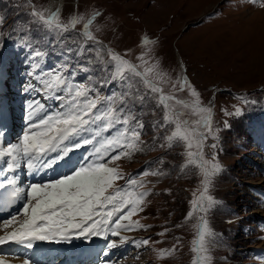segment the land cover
Instances as JSON below:
<instances>
[{
  "label": "rangeland",
  "instance_id": "1",
  "mask_svg": "<svg viewBox=\"0 0 264 264\" xmlns=\"http://www.w3.org/2000/svg\"><path fill=\"white\" fill-rule=\"evenodd\" d=\"M60 2L61 6L59 0H31V5L28 0H0V95L8 113L0 142L4 146L16 143L19 135L28 130L26 114L20 121L16 118L22 111L27 113L31 100L47 104L45 113L59 110L62 101L45 100L46 93L39 91V81L44 78L41 74L48 69L63 66L66 75L75 73V81L92 86V95L98 94L101 99L128 90L119 81L105 83L111 76L108 57L103 54V61L96 58L99 46L84 41L80 35L82 23L61 34L33 22L32 6L47 15L53 3L52 11L59 9L63 23L73 16H82L86 21L99 12L90 30L103 48L132 63H139L137 57L147 52L148 66L158 63L165 79L170 78L164 85L165 93L171 92V82L186 77L191 88L175 94L191 104L190 91L195 89L200 104L212 109V128L218 139L209 136L203 152L208 160L215 153L222 167L212 178L207 193L217 203L206 214L195 212L186 220L192 210L193 193L198 197L203 190V176L193 166L181 170L186 163L182 143L160 146L165 144L163 138L171 133L172 126H159L163 112L155 100L146 98L143 104L137 100L133 115L144 125L140 137L144 150L113 161L110 166L124 177L116 181L118 187H126L128 179L133 178L137 185L142 183L136 192L149 193L141 205L143 210L121 221L123 225L144 227L122 228L118 236L108 233L107 239L104 234L88 238L72 235L62 241L96 239L99 248L88 264H193L197 255L192 251L196 225L203 215L214 233V237L207 238L211 260L206 264H264V8L249 0ZM144 37L152 43L141 46ZM35 52L40 55L34 56ZM29 85L36 90L25 92ZM251 91L254 92L250 94ZM236 108L242 109L241 115L226 114L234 113ZM115 133L113 128L103 135ZM212 144L216 147L212 148ZM88 146L83 145L77 152V166L84 163L96 145ZM22 171L25 178L27 173ZM143 172L161 174L142 175ZM48 174L41 175L45 178ZM145 239L149 240L146 246L133 243ZM110 241H115L117 247L109 249ZM173 248L170 255L160 258L162 250ZM42 257L37 264H68L65 253Z\"/></svg>",
  "mask_w": 264,
  "mask_h": 264
},
{
  "label": "snow or ice",
  "instance_id": "2",
  "mask_svg": "<svg viewBox=\"0 0 264 264\" xmlns=\"http://www.w3.org/2000/svg\"><path fill=\"white\" fill-rule=\"evenodd\" d=\"M249 2L258 3L264 8V0ZM28 4L31 5V0H28ZM30 15L40 28L59 31L61 34L75 30L76 26L82 23L80 35L84 41H92L99 46L96 49V58L103 61V54L108 57L111 76L105 83L119 81L128 90L119 96L113 93L101 99L98 94L92 95L94 91L92 86L76 82L75 73L66 75L63 66L48 69L41 74L44 78L39 81L42 85L39 91L46 93L44 99H55L62 103L58 105L59 110L56 112L41 114L46 105L38 99L31 100L27 105L28 130L19 135L16 143L7 146L0 144V161L4 164V167L0 168V175H3L6 183L13 188L8 194L7 203L11 204L20 199L25 201L20 213L23 219L12 216L3 222L5 231L0 235V245L14 242L31 249L36 241L59 243L68 240L72 235L77 238H88L102 234L107 239L108 233L118 236L119 229L122 228L132 230L133 227H144L138 224L123 225L121 221L128 219L129 214L142 211L141 205L149 193L136 192L135 188L142 186V183L137 185L133 178L128 179L126 187H118L116 181L124 177L110 164L124 156L131 157L134 152L144 150L141 146L143 142L140 140L144 125L133 115V109L137 100L143 104L146 98L155 100L156 107L163 112L159 126L165 128L172 126L171 133L163 138L165 144L160 146L172 147L174 143H182L185 147L186 163L181 170L193 166L203 176V190L198 197L193 193L194 198L190 201L192 210L189 211L186 220L191 219L195 212L206 214L217 203L214 197L207 193L212 178L222 171V167L215 153L211 160L205 159L203 149L209 136L213 139L218 137L213 133L212 109L200 104L195 89L190 91L193 98L191 104L179 99L175 94L183 92L186 87L191 88L187 78L178 77L175 82H171V92L165 93L164 85L169 84L170 78L165 79L166 74L158 70V63L148 66L149 61L145 59L147 52L137 57L139 63H132L110 49L103 48L90 30L93 22L101 15L99 12L93 13L86 21L82 16H73L67 23L61 22L59 9L45 15L44 11H37L32 6ZM2 23L3 18H0V24ZM149 43L152 42L144 37L141 46ZM39 55V52L34 53V56ZM2 79L0 74V80ZM29 89L36 90L29 85L24 91L27 92ZM244 103L247 104L248 101L245 100ZM4 109V98L0 95V125L5 119ZM226 114L239 116L242 109L236 108L234 113ZM189 116L196 119H189ZM117 125L120 127L117 128ZM225 126L230 127L227 123ZM113 128H116L115 135H103ZM3 136L4 133L0 131V137ZM88 144L96 146L85 158L84 163L73 166L59 178L50 182H33L27 189L17 186L16 173L19 170L24 169L27 174L34 175L41 169L52 168L73 150ZM211 147L215 148L216 144H212ZM4 186L5 184L0 182V187ZM109 225L112 227L109 228ZM9 228L11 231H8ZM196 228L197 237L193 240L192 251L197 255L193 259V264H206L211 260L207 255V238L214 237V233L208 228L203 215L200 216ZM133 243L136 246H146L149 240ZM107 247L115 248L117 244L110 241ZM171 251H175V248L170 251L162 250L160 258L170 255ZM0 264H9V261L0 257ZM23 264H30V261L24 259Z\"/></svg>",
  "mask_w": 264,
  "mask_h": 264
},
{
  "label": "bare ground",
  "instance_id": "3",
  "mask_svg": "<svg viewBox=\"0 0 264 264\" xmlns=\"http://www.w3.org/2000/svg\"><path fill=\"white\" fill-rule=\"evenodd\" d=\"M61 5L62 4L59 0V6H61ZM59 6H58V8H59ZM49 10L50 11L53 10V3L49 4ZM52 105H54V104L52 103ZM24 106H26V104ZM47 108L48 107L45 108L46 111H48ZM21 109L22 108H20V110ZM16 110H18V109H16ZM4 112H5V119L2 123V125H0V131H2V132L4 130V127L7 124L6 120L8 119L6 117L8 115L7 111L4 110ZM44 113L45 112L43 111V113H41V114H44ZM25 114L27 116V113L22 111V115H25ZM24 122H25V119H24V121H22L20 123H24ZM0 144H3V143L0 142ZM86 148H89V146L86 145ZM79 151H81V148L73 150L71 153H69V155L67 157H65L64 160L58 161L52 168H48L46 170L41 169L38 173H36L34 175L26 174V177L24 178L25 182H26V180L32 181L31 183H33V182L38 183L40 180L50 182L52 180L59 178L58 175L61 176L62 174L69 172V170H67L66 167L72 169L73 166H77V164L75 163V160L77 159V152H79ZM3 167H4V164L2 161H0V168H3ZM55 167H56V170H55ZM22 170L23 169L19 170L16 173L17 186L24 187L25 189H27L28 186L25 187L24 184L21 183V180L23 181ZM47 172H49V174L44 178L43 175H41V174L44 173V175H46ZM0 182H6L5 177L3 175H0ZM31 183H29V184L27 183V185H30ZM24 203H25V201L23 199H20L18 202V206L15 208V211L17 209H20L19 213L16 215L10 214L8 217H5L4 219H2L0 221V235H3L4 231H5L3 228V222L4 221L11 219L12 216H17L18 219H23V217L20 215V213L22 212V207H23ZM8 231H11V228H9ZM94 241H96V239L95 240H89V241L85 240V241H81V242L80 241H61L59 243H57L55 241H53L54 243L52 241H36V242H34V246L31 249H28V248L24 247L23 245L17 244L19 248H12V249L8 250L7 248L9 245L16 244L14 242H9V243H6L4 245H0V250H2L0 252V257L9 261V264H23L24 259H28L30 261V264H37V262L41 256L50 258V257H53L55 254H58L61 252V253H65L66 257L68 256V260L66 261L68 264H88L92 261L94 256H96L98 248H99V245L95 244ZM4 249H6V250H4ZM71 256H73V257H71Z\"/></svg>",
  "mask_w": 264,
  "mask_h": 264
},
{
  "label": "trees",
  "instance_id": "4",
  "mask_svg": "<svg viewBox=\"0 0 264 264\" xmlns=\"http://www.w3.org/2000/svg\"><path fill=\"white\" fill-rule=\"evenodd\" d=\"M251 90V89H250Z\"/></svg>",
  "mask_w": 264,
  "mask_h": 264
}]
</instances>
